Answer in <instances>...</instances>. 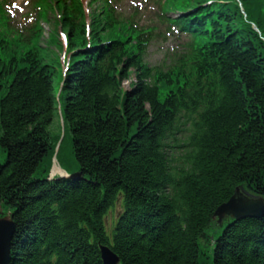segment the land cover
Instances as JSON below:
<instances>
[{"label":"trees","instance_id":"obj_1","mask_svg":"<svg viewBox=\"0 0 264 264\" xmlns=\"http://www.w3.org/2000/svg\"><path fill=\"white\" fill-rule=\"evenodd\" d=\"M242 1L264 32L262 0ZM65 26L68 51L81 48L84 29ZM52 45L63 49L58 37ZM223 50L219 72L194 64L170 87L138 77L126 93L119 61L101 74L77 52L60 97L57 160L83 179L48 183L38 178L60 132L54 70L43 63L50 55L36 63L0 37V205L13 210L16 228L10 264H102L100 242L121 264H196L199 237L234 189L264 196V46L242 31ZM200 105L197 126L174 146L180 112ZM120 195L125 211L108 237L103 215ZM213 255L215 264H264V215L230 224Z\"/></svg>","mask_w":264,"mask_h":264},{"label":"water","instance_id":"obj_2","mask_svg":"<svg viewBox=\"0 0 264 264\" xmlns=\"http://www.w3.org/2000/svg\"><path fill=\"white\" fill-rule=\"evenodd\" d=\"M246 204H248L246 199H242L236 195L232 196L227 202L221 204L214 212L213 216L222 218L226 214H231L232 216L239 217L243 214L249 213L250 215H260L262 210L261 205L258 207H252L246 213ZM13 229V225L6 219H0V264L8 263V243L10 239V232ZM103 254L105 261L109 263H114L110 252L107 248H103Z\"/></svg>","mask_w":264,"mask_h":264},{"label":"rangeland","instance_id":"obj_3","mask_svg":"<svg viewBox=\"0 0 264 264\" xmlns=\"http://www.w3.org/2000/svg\"><path fill=\"white\" fill-rule=\"evenodd\" d=\"M10 1H12V3H18V4H21L23 2L22 0H10ZM121 1H122V7H125V9L127 10L128 9V5H131V0H121ZM144 4H147V5H144ZM7 6H8L7 10L9 8L13 9L12 5L8 4ZM142 6H143L142 7V15H144L145 17H150L152 19L153 18V13L157 11L156 7H153V5L151 3L148 4V1L144 2V0L142 2ZM14 10H16V9H14ZM17 14H18V12H17ZM18 18H20V17H18ZM51 27H52V25H51ZM44 28L46 30L45 32H46V35H47V31L50 28V24L49 25H44ZM49 30H51V29H49ZM57 35H58V31H57ZM60 37H61V35H60ZM152 53H153L152 54V58H155V59L159 58V55H158L159 49L153 48L152 49ZM130 80L132 81V78ZM62 154H63V151L61 150V153L59 154V156H61ZM2 159H4V157ZM120 210H121L120 203L117 202L115 204V206L111 210L108 211V213H107V215L105 217V223L107 224V227L109 229L112 227V224L115 221L116 216L120 212Z\"/></svg>","mask_w":264,"mask_h":264},{"label":"bare ground","instance_id":"obj_4","mask_svg":"<svg viewBox=\"0 0 264 264\" xmlns=\"http://www.w3.org/2000/svg\"><path fill=\"white\" fill-rule=\"evenodd\" d=\"M56 172H60V173H62L63 174V172L58 168V165L57 164H54V166H53V170H52V173L54 174V173H56ZM67 179H70V178H67ZM66 179V180H67ZM12 215H13V213H12ZM102 225L104 226V223L102 222ZM108 247H110V248H112V245L111 244H109V243H105ZM99 257H100V260H101V254H100V252H99V255H98ZM13 258H12V256H10V257H8V260L9 261H11Z\"/></svg>","mask_w":264,"mask_h":264}]
</instances>
